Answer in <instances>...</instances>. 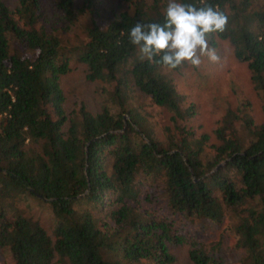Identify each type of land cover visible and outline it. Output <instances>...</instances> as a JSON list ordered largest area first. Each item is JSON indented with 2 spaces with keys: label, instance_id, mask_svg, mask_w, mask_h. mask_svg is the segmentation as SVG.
Segmentation results:
<instances>
[{
  "label": "trees",
  "instance_id": "1",
  "mask_svg": "<svg viewBox=\"0 0 264 264\" xmlns=\"http://www.w3.org/2000/svg\"><path fill=\"white\" fill-rule=\"evenodd\" d=\"M47 1L51 11L42 0H0V200L35 198L54 223L49 233L27 208L3 205L8 264H226L222 242L183 231L181 215L229 220L237 264H264V123L242 103L215 140L199 134L188 123L196 104L176 81L188 62L141 60L129 41L137 22L164 23L168 0H118L111 18L99 0ZM205 2L228 17L210 47L226 41L248 64L264 111V0ZM79 65L100 82L97 110L67 106L64 80ZM149 107L169 114L163 136ZM156 190L167 217L141 206Z\"/></svg>",
  "mask_w": 264,
  "mask_h": 264
},
{
  "label": "rangeland",
  "instance_id": "2",
  "mask_svg": "<svg viewBox=\"0 0 264 264\" xmlns=\"http://www.w3.org/2000/svg\"><path fill=\"white\" fill-rule=\"evenodd\" d=\"M117 1L99 0L101 10L106 17H112ZM42 3L51 11V4L47 0H42ZM215 50L220 58L219 62H211L207 57H203V62L199 67L188 63L187 67L176 75L178 87L186 96V104H196V113L190 118L189 125L199 134L210 133L213 140H215L213 131L228 109L238 112L242 103L247 104L257 123H264L262 101L254 90L248 64L235 56L231 45L226 41L221 42ZM64 85L68 94V108L72 109L74 103L82 102H85L90 109L97 110L101 106L102 99L98 92L100 82L89 81L82 66L74 68L65 78ZM151 108L154 114L152 120L155 128L160 136H163L160 131H162L163 124L169 123V114L162 112L157 107ZM151 108L149 107L150 110ZM154 192L157 193V197L153 198V201H147L143 197L141 206L157 216L164 217L167 215L166 199L162 195V191ZM15 203L6 201V205H4L0 200V209L3 205L11 212H15L16 207L27 208L35 218L40 219L49 233L53 232V218L47 205L32 197L29 199L16 198ZM175 220L183 231L204 243L221 241L222 247L219 253L221 259L226 264H237L240 251L235 248L237 238L229 226V220L226 219L222 223L207 219L191 222L183 218L182 215L175 217ZM8 263H10V258L7 251L0 248V264Z\"/></svg>",
  "mask_w": 264,
  "mask_h": 264
},
{
  "label": "clouds",
  "instance_id": "3",
  "mask_svg": "<svg viewBox=\"0 0 264 264\" xmlns=\"http://www.w3.org/2000/svg\"><path fill=\"white\" fill-rule=\"evenodd\" d=\"M200 5L168 0L163 24L137 22L130 29L129 41L138 48L140 59L169 69L185 62L199 67L203 57L219 62L207 37L225 31L228 17L205 0H200Z\"/></svg>",
  "mask_w": 264,
  "mask_h": 264
}]
</instances>
